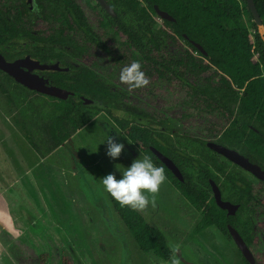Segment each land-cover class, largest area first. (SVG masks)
<instances>
[{"label":"rangeland","instance_id":"obj_1","mask_svg":"<svg viewBox=\"0 0 264 264\" xmlns=\"http://www.w3.org/2000/svg\"><path fill=\"white\" fill-rule=\"evenodd\" d=\"M152 19L158 29L161 20L155 15ZM247 20L245 15L243 21ZM91 28L95 29L92 25ZM95 30L122 68L112 64L88 41L83 44L88 51L85 64L94 67L108 83H117L115 89L126 94L125 103L134 112L161 121L170 131L163 137L177 154L185 151L193 162L201 160L205 151L191 140L216 143L218 128L224 127L221 119L190 102L177 84L130 88L122 83L121 70L133 61H142L138 55H129L128 46L112 30ZM161 46L158 55L165 58L184 57L187 48L182 41L170 40ZM118 51L123 54L117 58ZM185 77L195 86L200 84L199 78ZM57 104L54 98L24 90L0 73V264H39V255L43 253L48 254L50 264H60L62 250L70 254L75 264H183L175 253L179 249L182 257L194 264H244L235 244L214 227L195 233L200 213L167 181L155 194V206L149 204L138 213L163 233L173 254L170 260L163 261L152 252H140L114 212L100 179L116 169L123 171L133 159L144 155L104 112L82 109L81 118L90 121L83 124L76 120L77 131L68 125L70 137L55 148L47 128L51 118L58 114ZM111 112L133 118L129 113ZM108 132L125 145L116 161L106 155L107 145L103 143ZM216 160L224 163L227 171L257 185L253 177L227 164L222 157L217 155ZM188 166L192 179L199 183L195 167L190 163ZM217 177L220 186L223 177ZM251 208L255 214L250 213L249 218V212H244L241 220L249 225L254 237L250 246L254 259L264 264V206Z\"/></svg>","mask_w":264,"mask_h":264},{"label":"trees","instance_id":"obj_2","mask_svg":"<svg viewBox=\"0 0 264 264\" xmlns=\"http://www.w3.org/2000/svg\"><path fill=\"white\" fill-rule=\"evenodd\" d=\"M143 2L146 7H139ZM256 10L264 26V0H253ZM110 5L117 14L109 18L117 36L127 42L132 50L129 55L140 56L141 68L148 79L150 88L163 84H177L183 89L186 98L205 110L208 114H216L224 127L218 128L217 143L239 152L264 170V40L257 31L244 0H110ZM168 13L174 22H163V28H154L152 16L153 6ZM247 15V22L243 17ZM75 24L83 28L90 38L103 51L107 48L98 43L90 33L80 13H76ZM82 26V27H81ZM184 42L193 56L186 51L184 57H160V46L166 38ZM199 44L206 55L199 53L190 43ZM122 56V54L120 55ZM124 58L121 60L123 61ZM60 66H63L60 63ZM6 78L12 80L5 73ZM53 84L72 92L94 99L107 106L105 111L85 108L78 100L68 98L58 103V114L51 118L47 132L55 148L62 145L70 134L68 125L73 131L78 130L76 120L87 123L90 118H81L82 110L93 113L104 112L114 126L144 157H150L157 166L165 170L166 181L201 217L196 224L195 233L214 227L224 237L230 239L227 226L238 231L246 245L251 244V229L242 222L241 213L255 214L251 206H264V182L257 181L254 186L238 174L226 170V165L216 160V154L206 148L198 140L196 147H201L205 154L198 162H193L183 151L180 154L168 145L163 137V123L157 119L150 120L141 126L131 120L112 114L111 109L130 112L123 105L118 95H111L110 90L102 83L95 81L92 72H53ZM185 76L199 78L200 84L189 83ZM13 81V80H12ZM17 85V84H16ZM99 93V95H92ZM44 96V95H41ZM48 97V96H45ZM51 98V97H49ZM56 112V113H57ZM170 131L168 130V133ZM30 141V140H29ZM32 144V143H31ZM35 146L34 144H32ZM152 146L172 159L181 171L183 181L176 179L166 167L151 153ZM171 152L177 159L171 157ZM195 167L199 183L191 177L188 164ZM227 164L231 165L227 162ZM209 167L214 171L209 170ZM215 173V174H214ZM217 174L223 177L219 189L223 200L237 204L235 215H227L226 211L217 207L210 195L209 179L218 182ZM110 204L117 217L132 236L140 252H152L163 261H168L173 254L167 246L163 233L145 222L137 212L127 207H120L109 195ZM244 264H249L243 259ZM39 264H50L48 254L39 255ZM60 264H75L70 254L62 250ZM254 264H260L255 260Z\"/></svg>","mask_w":264,"mask_h":264},{"label":"flooded vegetation","instance_id":"obj_3","mask_svg":"<svg viewBox=\"0 0 264 264\" xmlns=\"http://www.w3.org/2000/svg\"><path fill=\"white\" fill-rule=\"evenodd\" d=\"M104 1L111 8V10L114 12V10L112 9V7L110 5V0H104ZM139 7H146V6L143 2H141L139 4ZM77 12L81 14L82 21L84 23H86V25H87L90 33L92 34L93 38L98 43H101L103 46H105L107 48V51H103L101 48H99L97 46L98 44H96L92 40H90V38L86 36L83 28H77V26L75 24V16H76ZM97 12H99L101 15V16H98V18H97ZM90 16H91V19H90ZM116 16H117L116 13H115L114 17L111 16L110 14H108L100 6V4L97 2V0H0V55L7 62H13V61L24 59V58H29L31 61L38 62L41 65L51 66V65L57 64L59 66V68L67 70V71H64V73H68L70 71L73 72V74L85 72V71L86 72H92L94 74V76L96 77L94 79L95 81L102 83L105 86H107V88L110 90L111 95H118L119 98L123 101V105L127 109H129V111H130V112H123V113H129L133 117L132 119H128V120H131L134 124L141 125V126L152 125V124H148V123H150V120H151V118L148 115L136 113L133 111V109H131V107H128L126 105V103H125L126 94L123 92L121 93L120 91H117L115 89V87L118 86L117 83H114V85H112L111 83H108V81L104 80L99 75H97L98 73H96L94 71V69H93L94 67H92L90 64L86 65L84 62L86 60V56H87L86 52H88V51L83 47V44H84V41H88L89 45H91L92 47L96 48L99 52H101V54L105 58H107L112 64L116 63V64L120 65V63H119L120 61L116 62L117 59L114 57L115 53L112 51V49L108 45H106L104 43L102 38L97 34V32L95 30L96 28H97V30L101 29L102 31L112 30L114 32L115 36L117 38H119L116 34L115 28L110 25L109 18H108V17L115 18ZM155 16H157V15L155 14ZM88 19L91 23L88 21ZM158 19H159V17H158ZM161 22H162V24L159 28L164 27L163 26L164 21L161 20ZM90 24L95 29H92ZM168 33L170 36L172 35L176 39V36H174L170 31H168ZM120 40L125 45L128 46V49L132 50V48L129 46V44L127 42L123 41L122 39H120ZM167 40L174 41V42L180 41L178 39L171 40L169 38H166L165 41H167ZM182 43H183V45H186L184 42H182ZM189 43L191 44L190 41H189ZM163 44H164V42L161 45H163ZM161 47L162 46H160V48ZM186 51H189L195 57L197 56V53L191 51L188 46L185 49V54H186ZM118 52L119 53H117V58L121 54H123L122 51H118ZM60 63H62L63 66H60ZM119 67H121V65ZM53 72H61V71L37 70V69L30 71L31 74L37 75L38 77L46 80L49 85L55 86L53 84L54 79L51 76V73H53ZM12 82L17 84L14 80ZM17 85L20 88L27 90L31 93L39 94L37 92L28 90L27 88H25L19 84H17ZM148 85H149V82L147 83V86ZM55 87H58V86H55ZM58 88H60V87H58ZM119 88H122V87L119 86ZM60 89H63V88H60ZM64 90H66V89H64ZM66 91H68V90H66ZM135 91L139 92V89L135 90ZM70 92H72V91H70ZM72 93H73V96H71L69 98H72L73 100L79 101V96H83L79 92H72ZM40 95H43V94H40ZM92 95H99V93H97V94L93 93ZM92 100H94V99H92ZM94 101H96V100H94ZM111 110H115V109H111ZM100 111H102V110H100ZM103 111H105V110H103ZM115 111H117V110H115ZM120 112H122V111H120ZM134 120H138V121L143 120V121H146L147 124L143 125L141 123L135 122ZM152 126H155V125H152ZM161 129H162L163 133H166L168 131L167 128L164 126ZM170 135L171 134H169V136ZM165 140L167 141L166 138H165ZM237 151H239V150H237ZM168 154L171 157H173L172 156L173 154L171 152H169ZM225 161L230 163L234 167L241 169L240 167L232 164L231 162H229L227 160H225ZM254 165H256V164H254ZM256 166H258V165H256ZM241 170L244 171L249 176L253 177L255 179L256 183H257V181H261V180L256 179L254 176H252L250 173L246 172L245 170H243V169H241ZM262 171L264 172V170H262ZM239 176L242 177L244 180H247L243 176H241V175H239ZM209 180H208V183H209ZM216 185H217V183H216ZM218 188H219V186H218ZM210 192H211V189H210ZM242 214L243 213H241L240 215H242ZM229 240H231V238ZM243 241H244V239H243ZM254 241H255L254 237L252 236L251 237V244ZM251 244H250V246H251ZM250 246L249 247L247 246V247L251 251Z\"/></svg>","mask_w":264,"mask_h":264},{"label":"water","instance_id":"obj_4","mask_svg":"<svg viewBox=\"0 0 264 264\" xmlns=\"http://www.w3.org/2000/svg\"><path fill=\"white\" fill-rule=\"evenodd\" d=\"M244 1L252 17V22L255 24L260 36L264 38L263 37L264 36V26L256 10V7L253 3V0H244ZM97 2L108 14H110L113 17L115 16V13L105 3L104 0H97ZM153 9H154L155 14L159 17L160 20L168 21V22L175 21L173 17H171L168 13L159 10L157 6L154 5ZM190 42L196 48L198 52H200L202 55H206V52L199 44H196L192 41ZM34 69L54 70V71H61V72L67 71L66 69L59 68L57 64L51 65V66L41 65L38 62L31 61L29 58L20 59V60H16L13 62H7L0 55V71L5 73L7 76L11 77L17 84L27 88L28 90L37 92L39 94H43L48 97L56 98L61 101H66L69 97L73 96L72 92L49 85L48 82L44 80L43 78H40L37 75L31 74L30 71ZM79 101H80L81 106L86 107V108H96L102 111L106 110L107 108L105 105H102L99 102L94 101L84 96H79ZM134 121L141 123L143 125L147 124V122L143 120L141 121L134 120ZM205 146L212 152L224 158L225 160L231 162L232 164L250 173L256 179L264 182V172L258 166L250 163L247 158H245L243 155L239 153V151L229 148L227 146L221 145L219 143L211 142V141L206 142ZM149 150L158 159V161L162 163L166 167V169L171 172V174L176 179H178L179 181H183L182 174L179 168L175 165V163L170 158H168L167 156H165L164 154H162L160 151H158L156 148L152 146L149 147ZM209 185H210L212 197L217 207L220 208L221 210L226 211L227 215H231V216L234 215L238 208V205L233 204L229 201L223 200L218 186L212 179L209 180ZM227 231H228L229 237L231 238L236 248L240 252L242 258L247 263L254 264L255 259L252 253L249 250V248L246 246L245 242L240 237L238 232L229 225L227 226ZM175 253L183 264H194V263H191L185 260L182 257L179 250H176Z\"/></svg>","mask_w":264,"mask_h":264},{"label":"clouds","instance_id":"obj_5","mask_svg":"<svg viewBox=\"0 0 264 264\" xmlns=\"http://www.w3.org/2000/svg\"><path fill=\"white\" fill-rule=\"evenodd\" d=\"M120 80L130 88H141L148 83L138 61H133L121 70ZM107 136V141L103 143L107 145L106 155L110 160L116 161L124 151L125 145L117 142L111 132H108ZM166 179L164 168L145 156L133 159L123 171L116 169V172L105 175L100 179V183L103 191L120 207L139 212L149 204L155 206V194Z\"/></svg>","mask_w":264,"mask_h":264},{"label":"crops","instance_id":"obj_6","mask_svg":"<svg viewBox=\"0 0 264 264\" xmlns=\"http://www.w3.org/2000/svg\"><path fill=\"white\" fill-rule=\"evenodd\" d=\"M180 253L182 254L181 250L179 249Z\"/></svg>","mask_w":264,"mask_h":264}]
</instances>
